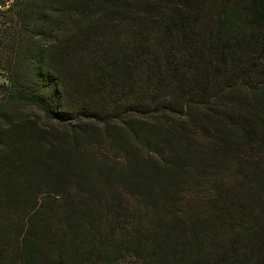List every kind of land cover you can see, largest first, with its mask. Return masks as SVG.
Masks as SVG:
<instances>
[{
    "label": "trees",
    "instance_id": "obj_1",
    "mask_svg": "<svg viewBox=\"0 0 264 264\" xmlns=\"http://www.w3.org/2000/svg\"><path fill=\"white\" fill-rule=\"evenodd\" d=\"M0 264H264V0H0Z\"/></svg>",
    "mask_w": 264,
    "mask_h": 264
},
{
    "label": "rangeland",
    "instance_id": "obj_2",
    "mask_svg": "<svg viewBox=\"0 0 264 264\" xmlns=\"http://www.w3.org/2000/svg\"><path fill=\"white\" fill-rule=\"evenodd\" d=\"M5 80H4V78H3V75H2V73L0 72V83H3Z\"/></svg>",
    "mask_w": 264,
    "mask_h": 264
}]
</instances>
